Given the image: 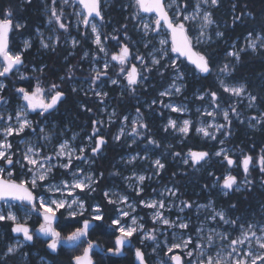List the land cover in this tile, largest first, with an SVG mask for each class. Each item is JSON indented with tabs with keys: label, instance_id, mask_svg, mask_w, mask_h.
<instances>
[{
	"label": "snow or ice",
	"instance_id": "1",
	"mask_svg": "<svg viewBox=\"0 0 264 264\" xmlns=\"http://www.w3.org/2000/svg\"><path fill=\"white\" fill-rule=\"evenodd\" d=\"M26 2L31 3V0ZM220 4L221 0H132L129 5L132 12L126 19L134 21L137 32L141 34V40L135 42L134 51V42L127 33V24L113 29L114 34L101 31L106 23L101 0H59V3L58 0H50V5L45 4L48 12L46 24L55 36L46 38L41 29L37 28L40 46L55 51L63 43L76 49L81 47L82 40L90 39L95 46L94 50H84L80 57L81 60H89L92 65L90 75L84 78L88 84L87 89L72 83L75 78L74 68L77 67L73 65H69L65 75L59 78L61 83L52 82L47 85L41 79L47 66H33L32 71L40 74L35 77L33 85L20 71L25 67L24 52L32 47V41L25 40L22 50L13 51L10 47V33L25 25L14 22L10 0L7 7L0 9V223L10 222L11 239L15 240V243L7 244L0 250V264H9V260L17 253L27 256L23 248L39 236L48 238L45 243L51 253H56L61 244L78 247L86 243L82 253L73 257L74 264H94L90 253L98 245L87 237L90 230L103 227L105 213L100 203L86 205L85 197L97 191L105 176L102 171L96 173L80 165L94 164L95 158L107 144L101 134L105 123L111 125L119 119L120 127L113 137L114 141L130 137L131 141L127 145L129 148L137 145L138 141L144 144L145 155L137 151L126 160L121 157V161L133 167L137 161H149L150 171L145 174L133 171L130 176H123L116 170L110 174L120 176L126 182V187L135 192L137 197H142L145 182L160 177L166 168L161 157L151 159L147 155L162 145L152 136L141 107L135 108L134 118L127 115L118 117L113 109L107 122L94 119L87 143L74 144L77 134L73 133L69 138V130L56 125L52 120L66 96L62 87L66 82L71 85L73 93H91L100 104H104L108 97V92L102 90L105 82L119 86L121 95L127 92L136 96L138 89L146 88V81L153 73L162 79L167 76L171 82L163 91H159L161 99H152L147 107L153 109L159 105L162 109L183 116L189 111L186 105L165 103L162 98L183 94L187 87L184 69L191 66L193 73L202 79L214 77L218 90L208 87L194 93L196 100L204 102L207 99L206 107L202 103L196 108V122L188 118L178 122L170 117L163 130L165 133L171 130L182 137H187L194 130L197 135L217 142L220 147L213 153L191 148L182 153L171 151L172 146L167 145L168 155L179 159L182 165L194 171L203 168L213 156L220 158L221 163H226V171L219 176L209 171L208 175L213 177L212 187L219 188L225 196L251 191L254 184L252 171L258 169L264 176V149L255 158L244 154L237 163L230 154L232 149L224 146L232 134L233 119L245 123L238 110L239 104L247 100V107L252 109L257 108L258 103H264V99L249 91L246 83L228 82L241 61L242 53L251 50L254 54H264V34L254 35L249 32L244 47L238 48L233 42L231 50L225 54L228 61L222 65L215 63L212 55L202 50V46L210 44L213 36L217 40L225 36L214 18L213 10ZM66 6L73 8L67 15ZM232 9V23L235 25L242 19L243 13L235 14V4ZM69 16L76 18L75 27L81 39L71 35L73 24ZM213 28L215 30L211 31ZM109 39L116 42L118 50L108 49ZM141 43L145 50L143 52L139 48ZM69 55H74V52ZM12 76L20 81H28L27 87L13 85V95L20 101L14 109L9 105L5 94L8 85L4 82ZM81 108L92 112L91 108L84 105ZM102 111H107V107ZM33 113L35 118H30ZM221 119L223 122H220ZM247 123L251 128L264 125V111L248 117ZM17 143L19 146H16ZM233 167L242 169V179L232 174ZM175 175L177 173H173ZM208 187L204 185V188ZM153 191L157 192L156 189ZM177 192L175 186H165L157 192L159 199H139V206L151 210L149 215L152 227L147 228L146 222H142L143 217L133 215L137 208L136 202H130L128 195L111 189L104 190V199L115 206L117 213L109 225L115 240L113 246L106 249L107 253L112 256L123 255L125 247L136 236L145 247L151 246L147 244L148 241L153 242V253H164L167 259L161 260L160 264H264V215L255 222L241 216L230 218L223 209L217 210L213 202L209 201L208 205L197 206V210L210 208L211 213L195 228L193 236L187 234L191 227L190 218L177 215L172 219L166 215L175 207L168 201L176 197ZM192 207L193 203L181 201L179 212L183 213ZM236 208V204L230 205L231 210ZM18 211H23V218L17 215ZM65 213L67 218L73 220L83 218L77 220L80 226L66 236L54 226ZM85 213H88V217H85ZM34 215L41 221L36 229L27 223ZM169 229L174 230V241H161L160 237L165 236ZM176 230L183 231L177 236ZM135 257L137 264H147L142 248H136Z\"/></svg>",
	"mask_w": 264,
	"mask_h": 264
},
{
	"label": "trees",
	"instance_id": "2",
	"mask_svg": "<svg viewBox=\"0 0 264 264\" xmlns=\"http://www.w3.org/2000/svg\"><path fill=\"white\" fill-rule=\"evenodd\" d=\"M8 2L9 0H0V9L7 7ZM10 2L13 6L15 21L19 20L25 22V29H31L29 35H33L34 28L43 21V19L34 12L33 3H23L22 0H10ZM233 4L236 5V15L243 13L242 19L235 25L232 23ZM119 6L120 3L114 4L111 12L116 15L119 14V11H117V7ZM213 11L214 18L219 25L220 31L225 33V36L222 39L216 41L209 47V53L212 55L213 61L217 64L222 65L228 61V58H226L225 54L227 51L231 50V45L233 42H235L239 48L242 47V39L247 36L249 32H253L254 34H264V0H221L220 6ZM115 19L118 20L117 17H115ZM115 19H113V24H111V26L115 24L116 27H122L124 25L120 22L116 23ZM127 33L129 37H131L132 41V37H135L134 32L132 29L127 28ZM11 40H13L12 37ZM10 47L16 49L15 44L12 41L10 43ZM82 47L83 46L79 47L77 50H75V52L78 53ZM84 49L93 50V45L90 42V39L86 40ZM62 50H66V48L57 47L55 51L50 50L38 52L37 47L32 46L29 51L24 53L26 74L33 85L35 81L32 80V78H34L32 76L35 74L32 71V68L33 66L40 65L47 66L45 68L44 75L41 76L46 85L52 82L61 83L59 78L65 75L69 65H73L75 63V54L73 55L74 57L69 56L71 49H67L66 52H62ZM116 50V45L112 44L110 51ZM185 69V82L187 85V90L185 92L186 96L193 94L195 91L203 90L208 87L218 90V86L214 77L202 79L200 76L197 77L196 74L193 73L191 66ZM230 79L233 82L246 83L249 91L257 95L259 98L264 99V54H254L251 52V50L242 53L241 61L236 65V70ZM169 82L170 80L167 76L162 79L153 73L150 76V80L147 82V87L152 86V88L149 87L146 92L139 96L138 99H134V102H126L128 98L126 94L119 98V102L122 106L130 105L131 107L130 110L128 109L127 111H122L120 116L131 111L132 109L135 110L136 107H141L146 123L148 122V124H151V130L154 132L152 135L157 137L158 133L156 131H160L161 129L159 127L160 121H158V114H156L157 110L153 109L150 112H145L143 109V104L140 102L142 100H148V102L151 101L154 97L153 91L157 90L158 92L159 90L164 89L169 84ZM6 84L8 85V88L6 89L5 94L8 100H11L12 102L15 100L18 102L19 100L13 95V85L16 87H27L28 81H20L16 76H12L6 80ZM62 87L66 92V100L61 103L59 114L54 116V119L60 123L63 121V119H68L69 123L72 124L75 129L77 124H82L83 126H86H84L86 130L88 129L90 131L93 120L88 116V112L81 108V105L85 106L86 104L83 101L82 95L80 93H73L67 82L64 83ZM148 93H151V95L148 96ZM135 101H139L138 105H135ZM89 107L90 106H88V108ZM257 108L259 112L264 111V103H258ZM259 112L257 115H259ZM166 118L167 116H164L162 121ZM110 133L112 134V130L107 132V130L101 129L102 135H109ZM169 141L172 145L171 151H178L182 153L187 152L189 148L213 153L214 149L217 148V143H209L200 137L195 136L194 131L183 140H177L174 138ZM227 144L236 151L237 158L239 159L244 154L257 157L261 153V150L264 149V125H257L256 128L251 129L246 125L234 121L232 134L229 137ZM125 153L126 146L121 144H116L114 147L110 146L105 150L104 154L101 155V158L97 159L94 166L92 167L94 172L99 173L102 171L104 173L105 179L101 182L103 186L100 188L99 185V192L96 191L91 196L85 197L87 205L92 203H100L104 209V225L101 228L95 229L96 231L100 232V235L96 237V240L102 241L106 246L113 245L114 236L112 231L109 230V225L111 224L112 218H114L117 213L115 206L109 205L103 198L102 192L109 186L117 184V182H115L116 177L110 174L115 171L114 167H116L119 159ZM163 160L166 164V168L162 178L173 177V173H177V175H175L177 176L176 179L182 180L184 182V186L186 187L188 194L190 192L192 193L189 198V201L191 202L194 199H197L200 202H206L208 200L206 196V190L210 188L213 182V177L208 175L209 171L214 172L217 176L226 171V163H221L220 158H214V156L208 162L209 165L205 170L199 173L192 172L189 174L187 173V166L183 167L179 159H173L172 156L167 154V156H164ZM238 172L239 171L236 170L235 174ZM255 172L256 171H254V174H251V178L255 182L251 191L230 193L226 197H221L216 196L215 191L209 189L211 193L210 195H213L212 197H214L213 199L215 200L216 204L224 208L230 218L241 216L249 220L252 216L258 217L260 212L264 214V176L261 174H256ZM260 178H262V180ZM205 184L209 185L207 189L204 188ZM198 192L199 194H197ZM231 204H236L237 208L235 210H231ZM85 217H87V214ZM82 219L83 218L81 217H77L75 220L70 218L66 219L65 216H62L61 222L57 225V227L64 234H69L76 227L80 226V224L77 223V220ZM9 226V222L0 223V250H3L7 244L13 241V239H11L12 234L10 232ZM24 251L28 252V257L25 261H23L22 257H19V254H16V256L9 260V264H40L39 259L42 256L51 260V264H74L73 257L79 253V248H73L71 257L69 256V252L63 251L61 254L55 255L51 254L44 247L39 246H28V248H26ZM34 252H37L38 255H34ZM129 259L130 258H127V261H129ZM120 263H123V259H121Z\"/></svg>",
	"mask_w": 264,
	"mask_h": 264
},
{
	"label": "rangeland",
	"instance_id": "3",
	"mask_svg": "<svg viewBox=\"0 0 264 264\" xmlns=\"http://www.w3.org/2000/svg\"><path fill=\"white\" fill-rule=\"evenodd\" d=\"M22 1H23V3H27L26 0H22ZM131 2H132V0H101V7H102V10H103V14H104V17H105V22H106L105 23V27L103 29H101V31L105 32V33H108V34H114L113 33V29L121 28L119 26L116 27L115 24L113 26H111V24H113V19H115V17H117L118 20L115 19L116 23L120 22L121 24H127V28L132 29V31L134 32L135 37H132V42H134L133 50L135 51V42H139L141 40V34L139 32H137L136 27H135V22L132 21L130 18L126 19L127 17H130V14L132 12V8L129 6L131 4ZM169 2H171V0H169ZM31 3H33V5H34V12L37 13L39 15V17H41L43 19V21L40 22L39 25H37L34 28L33 35H29L30 32H31V29L28 28L26 30L25 27L19 29L18 31H14L13 34H12L13 40H11V41L15 44V48L16 49H14V48H12V49H13V51H20V50L23 49L24 41L25 40H31L32 41V46H36L37 49H38V52H40V51H50L49 49L41 48L40 42H39L40 38H39V36L36 33V29L40 28L46 38L49 37V36H52L54 38V36H55V34L53 33L52 29L49 28L47 26V24H46V19H47L48 12H47V9L45 7V4L49 3V5H50V0H31ZM58 3H59V0H58ZM116 3H120V6L117 7V9H118L117 11H119V14H117V15L113 14L111 12L112 7ZM27 4H30V3H27ZM72 11H73L72 7H67V6L65 7L66 15L70 14ZM69 19L71 20V22L73 24V27L71 29V35L77 37L78 39H81L80 32H78L76 27H75L76 18L74 16H69ZM14 22H19V23H21V24L26 26L25 22H23V21H19L18 20V21H14ZM214 30H215V28H213L211 31H214ZM81 31H83L82 28H81ZM193 34H195V33H193ZM245 37L241 41L242 47H244L245 43H246L245 42ZM216 41H218V40L213 36V41L210 44L203 45L202 46V50L210 52L209 47L211 45H213ZM90 42H91V40H90ZM85 44H86V40H82V45L81 46H83V47L81 48V50H79L78 53L75 52V50H77L79 47H77L76 49H72L70 47V44H63L62 43L59 47L66 48V50H62V52H66L67 49H71L70 52H74V54H75V58H74L75 63L73 64V66H77V67L74 68L75 78H74L72 83L78 84V85L82 86L83 88L87 89L88 88V84L84 82V78L88 77L90 75V68H91L92 65L90 64L89 60H81L80 59V57L82 55V52L85 50L84 49ZM112 44L116 45V42L111 40V39H109L107 41V47H108L109 50H110V47H111ZM94 48H95V46L93 45V50H94ZM139 48H140V50L142 52L145 51L143 49L142 43L139 44ZM29 50H30V48L27 51H29ZM69 56H73V55H69ZM25 67H26V65H25ZM25 67L21 68L20 71L23 72L25 76H27ZM184 71L186 73V69H184ZM34 74L35 75L32 76V77H34V78H32V80L35 81V77L37 75H40V74H38V73H34ZM196 76L198 77L199 75L196 74ZM41 79H42V77H41ZM168 79L170 80L169 77H168ZM149 80H150V78L148 79V81ZM148 81H146V88L138 89L136 96H132V95H129L127 92H124V94H126V96H128L126 102H129V103L130 102H134V99L136 100V98H139V96H141L142 93L146 92L149 87L152 88V86H148L147 87V82ZM4 82L6 83V81H4ZM170 82H171V80H170ZM228 82L232 83L233 81L230 78H228ZM34 84H35V82H34ZM69 86L71 87L70 84H69ZM102 90L108 92V97L105 99V103L104 104H100L98 102V99L95 96H93L91 93H89L88 95H85L84 92H82V91L76 92V93H80L82 95L83 101L86 103L85 106L86 107L90 106L89 108L92 109V112H88V114H89L88 116L92 120L99 118V119H102L105 122H107L108 116L112 112L113 109L116 110L118 117H122L124 115H127L130 118H134L135 117L136 112H135L134 109H132L131 111L126 112L124 115L120 116L122 111L124 112V111H127L128 109L130 110L131 107H130V105H126V106L123 105L122 106L120 104L119 98L123 97L124 94L121 95V88L119 86L111 85L110 83L105 82L102 85ZM163 90L164 89H161L159 91H163ZM186 90L187 89L185 88L183 94L180 95V96H176V97H172V98H168V97L162 98L165 103L172 102V103L186 105L187 108L189 109V111L187 113H185L183 116H181L178 113H172V112H170L167 109H162L159 105L154 106L153 109L157 110L156 114H158V121H160L159 127L161 129H160V131H156L158 133L157 137L153 136V135L152 136L161 143L162 147L159 148V149H156L155 151L147 153V155H149L151 157V159H155L157 157H161L162 158V162H164L163 158H164V156H167V154H168V149L166 148V146L167 145H171L169 140L174 139V138H176L177 140H183V139L186 138V137H182L179 133L172 132L171 130L168 133L164 132L163 126L167 123V121H168V119L170 117L173 118V119H177L178 122H180V121H182L183 119H186V118L191 119L194 122H196L197 119H198V115L196 113V108L200 107L202 103L204 104L205 107L207 106V99L204 102H201V101L195 99L194 93H196L197 91H195L193 94H190V95L186 96L185 95ZM159 91L158 92H157V90L153 91V96H154L153 99H161L158 96ZM147 95L149 96V95H151V93H148ZM150 102L151 101L148 102V100H142L140 102L141 104H143V109H144L145 112H150V111L153 110V109H148V107H147V104L150 103ZM227 102L231 103V102H234V101H227ZM19 103H20V101H18V102L15 101V100H14V102H12L11 100L9 101V105L13 109ZM135 105H138V101H135ZM60 106L61 105L58 106V110L53 114V117H52L53 122L56 125L60 126V127H66L69 130L67 132V136L69 138L72 136L73 133L77 134V139L73 142L74 144L79 145L81 143H87V136H88V134L91 133L92 128L89 131L88 129L87 130L85 129V127H86L85 125H84L85 126L84 127L82 124H77L76 125V129H75V127H73L72 124L69 123L68 119H63V121L61 123L59 121H56L54 119V116L59 114ZM105 106L107 107V111H102V109H104ZM238 110L241 113V119L245 120V123H243V125H246L248 128H251V127L248 126L247 118L251 117V116H254V115H257V113L259 112L258 108L249 109L247 107V100H244L243 103L239 104ZM141 111H143V110L141 109ZM164 116H167V118L162 121ZM30 118H35V114L33 113ZM234 121L240 123L236 119H233V123H234ZM220 122H223L222 119L220 120ZM233 123H232V129H233ZM147 124H148V122H147ZM148 125H149V128L151 129V124H148ZM78 126H79V128H78ZM196 126H199V125L197 124ZM119 127H120V121H119V119H117L116 123L111 124V125H107V123H105V126L101 128V129L107 130V132L112 130V134L110 133L109 134L110 136L103 134V136L107 140V144L103 147L101 153L95 158V162H96L97 159L101 158V155L104 154V152H105V150L107 148H109L110 146L114 147L116 144H121V145L126 146V153L122 156L125 160L128 158L129 155H134L137 151H140L141 155H145V153L143 151L144 144L140 143L139 141L137 142V145H133L132 148H129L127 146L128 143H130V141H131L130 137H128V138H123L122 137L121 141H119V142L114 141L113 137L118 133ZM232 129H231V131H232ZM251 129H254V128H251ZM192 132H190L189 135ZM153 133L154 132L151 130V134H153ZM194 133H195V131H194ZM195 136H198L201 139L205 140L201 135H197L196 133H195ZM220 138H223V137H220ZM17 140H18V138H17ZM228 140H229V138L225 141V145L224 146L229 148V149H232L227 144ZM205 141H207L209 143H217L215 141H208V140H205ZM54 143H55V141H54ZM16 146H19L18 143H17ZM211 147H213V146H211ZM216 147L217 148L214 149L213 152L218 150L220 145L217 143ZM49 150H51V149L49 148ZM230 154L232 155V158L235 159L236 161L242 159V157L240 159L237 158V153H236V151L234 149H232V153H230ZM238 163H239V161H238ZM94 164H91V165L83 164V165H80V166L85 168L86 170L94 171L93 168H92L94 166ZM208 165H209V163L204 165V167L201 168L199 171H194L193 169H190V168L187 167V173L188 174L192 173V172L193 173H195V172L199 173V172L205 170L208 167ZM182 166L184 167V165H182ZM114 169H115V171L119 170L123 176H130L133 173V171H135L137 173L145 174L146 171H150V163H149V161H137L135 166L133 167L132 165H126L125 163H123L121 161V158H120L118 163H117V165H116V167H114ZM236 170L239 171L237 173L238 176H241V177L237 176L238 179H242L243 178L242 169H240L239 167H233L231 169V172H232L233 175H237V174H235ZM255 171H256L255 172L256 174H260L258 169L255 170ZM163 173H164V171L161 173L160 177H154L151 181H146L145 182V184H144V192L142 193V197H137L135 192H133L131 189H128L126 187V182L123 181L120 176H115L116 177L115 182H117V184H113V185L109 186L106 189H111V190H113L115 192H120L121 194L128 195L130 202H136L137 203V208H136V212L133 213V215H137L139 217H143L144 220L142 222H146V227L147 228H151L152 227L151 218H150V215H149L151 210L150 209H145V208L139 206L138 205V201L141 198L159 199V196L157 195V192L162 191L165 186H168V187L175 186L178 189L177 196L173 197L171 200L168 201V203H173L175 205V207H173L170 212H166V215H169L172 219H175L177 215H180L181 217L190 218L191 227H190V230H189V232L187 234H191V235L195 236V228L197 226H199L200 222L203 221L204 218L206 216L210 215V213H211V209L210 208H200L199 210H197V206H199V205H208L209 201H212L213 202V206L217 210L223 209L226 212V210L224 208H222L221 206H218L216 204L215 200L213 199L214 197L210 198V194H211L210 190H214L215 193H216V196L226 197L219 190V188H214V187H212V184H211V186L209 188L210 190L209 189L206 190V196H208V200L206 202H200L197 199H194L191 202V201H189V198H190L192 193L191 192L189 194L187 193L186 187L184 186V182L182 180L176 179L177 176L162 178ZM251 174H254V171H252ZM260 179L262 180V178H260ZM260 179H258V180H260ZM102 186H103V184L101 183L100 184V188H102ZM106 189H104V190H106ZM153 189H156L157 192H154ZM97 191L98 192L100 191L99 187L97 188ZM197 194H199V192ZM91 195H89V196H91ZM102 196H103V192H102ZM181 201H188L190 203H193L192 209H190V210L189 209H185V212L180 213L179 212V207L181 206ZM92 204H95V203H92ZM86 205H87V202H86ZM109 205H111V204H109ZM86 214H87V217H88V213H85V215ZM17 215L22 217V218L24 217L23 211H18ZM262 215H264V214L260 212V215L258 217L252 216L249 219V221L250 222H255L257 220H260ZM64 216L67 219V214L66 213L64 214ZM128 222L130 223V220ZM109 230H111V228H109ZM173 231L174 230L169 229L165 236H161L160 237V240L163 241V240L167 239V240H169V242H173L174 239H175L174 236L172 235ZM182 231L183 230H176V235L179 236ZM132 239H134L136 241V243L138 245V248H142V250L145 252V255L152 261L153 264H160L161 260L167 259V257L164 255L163 252L153 253L152 248L155 246V244L153 242L148 241L147 244H149L151 246L145 247L144 245H141L140 240H139L138 237L134 236ZM177 251H179V250H177ZM17 254H19V257L23 258V261H25L27 259L26 256H23L20 253H17ZM186 260H187V258H186ZM39 263L40 264H47L45 262V260H43V259H39Z\"/></svg>",
	"mask_w": 264,
	"mask_h": 264
},
{
	"label": "flooded vegetation",
	"instance_id": "4",
	"mask_svg": "<svg viewBox=\"0 0 264 264\" xmlns=\"http://www.w3.org/2000/svg\"><path fill=\"white\" fill-rule=\"evenodd\" d=\"M13 34V32H12ZM12 36V35H11ZM66 99V97H65ZM64 99V100H65ZM63 100V101H64ZM61 105V104H60ZM212 197V195H210V198ZM208 198V196H207ZM60 214L58 213V216ZM40 218L36 217L35 215L31 218V219H28L27 223L28 225L33 228V229H36L39 227V223H40ZM61 222V218L59 220V223ZM10 223V222H9ZM58 223V224H59ZM58 224H55L54 226L57 228L58 231H60L57 227ZM10 227V226H9ZM95 227V225H94ZM10 229V228H9ZM11 232V230H10ZM61 232V231H60ZM62 235L66 236L68 234H64L63 232H61ZM12 234V233H11ZM100 235V232L99 231H91L90 230V233H89V236L87 237L88 240H91L92 242H94L96 245H98L97 248H95L92 253H90V255L92 256V260L94 262V264H136L135 262V250L136 248H138V245L136 243V241L134 239H132V242H131V246L130 248H125L124 249V252H123V255L121 256H112V255H109L106 251L107 248L109 247H112V246H106L102 241H98L96 240V237ZM113 240H115V235H113ZM48 238L46 237H43V236H39L38 238H36L34 240V242L32 244H29V245H26L24 248H23V252H25L24 250L26 248H28V246H39V247H44L46 250L47 249V245L45 243V241L47 240ZM15 240L13 239V241L11 243H14ZM114 243V241H113ZM10 244V243H9ZM87 244H82L80 245V247H72V246H69L68 244H61L58 248V251L56 253H51L50 250H48L51 254H61L63 251L65 252H69V256L71 257L72 256V251H73V248H79V253L77 255H80L83 251V248L86 247ZM101 249H103L104 251H101ZM28 254V252H25ZM34 255H38L37 252H34L33 253ZM28 257V255L26 256ZM127 258H130L129 261H127ZM40 259H43L45 260V262L47 264H51V260H49L47 257H40ZM121 259H123V263H120L121 262ZM146 260H147V264H153L152 261L146 256Z\"/></svg>",
	"mask_w": 264,
	"mask_h": 264
},
{
	"label": "water",
	"instance_id": "5",
	"mask_svg": "<svg viewBox=\"0 0 264 264\" xmlns=\"http://www.w3.org/2000/svg\"><path fill=\"white\" fill-rule=\"evenodd\" d=\"M11 35H12V33H10V41H11ZM65 97H66V96H65ZM64 99H65V98H64ZM130 246H131V244L128 245V246H126L125 248H130ZM135 262H136V264H137L136 257H135Z\"/></svg>",
	"mask_w": 264,
	"mask_h": 264
}]
</instances>
